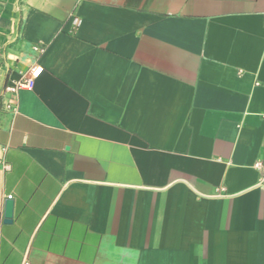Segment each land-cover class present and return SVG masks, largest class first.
Listing matches in <instances>:
<instances>
[{
    "label": "crops",
    "instance_id": "0c3cea01",
    "mask_svg": "<svg viewBox=\"0 0 264 264\" xmlns=\"http://www.w3.org/2000/svg\"><path fill=\"white\" fill-rule=\"evenodd\" d=\"M0 46V264H264V0H0Z\"/></svg>",
    "mask_w": 264,
    "mask_h": 264
},
{
    "label": "built area",
    "instance_id": "2783aa9c",
    "mask_svg": "<svg viewBox=\"0 0 264 264\" xmlns=\"http://www.w3.org/2000/svg\"><path fill=\"white\" fill-rule=\"evenodd\" d=\"M0 52H1V46H0ZM42 70H43L42 67L33 68L30 71V73L25 75L21 80L15 82L12 85L6 86L5 94L9 95V100L12 101L13 98L16 96L18 90L20 89H32L35 85V80L37 79V77L39 76ZM6 108L9 110H15V107L11 103L6 104ZM255 169L261 174L262 180H264V162L262 161L256 162ZM8 198L10 199L11 196H9Z\"/></svg>",
    "mask_w": 264,
    "mask_h": 264
},
{
    "label": "water",
    "instance_id": "95a60500",
    "mask_svg": "<svg viewBox=\"0 0 264 264\" xmlns=\"http://www.w3.org/2000/svg\"><path fill=\"white\" fill-rule=\"evenodd\" d=\"M14 202L8 199L5 203V222L10 223L13 217Z\"/></svg>",
    "mask_w": 264,
    "mask_h": 264
}]
</instances>
